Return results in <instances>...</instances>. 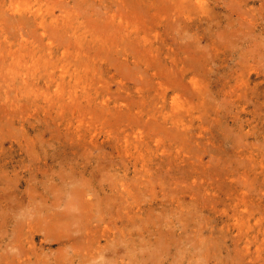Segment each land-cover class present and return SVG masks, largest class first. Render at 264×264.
<instances>
[{"label": "rangeland", "instance_id": "rangeland-1", "mask_svg": "<svg viewBox=\"0 0 264 264\" xmlns=\"http://www.w3.org/2000/svg\"><path fill=\"white\" fill-rule=\"evenodd\" d=\"M5 1L8 5L13 3L22 8L41 2L48 8L49 15L57 20L68 13L79 12L80 21L85 23H88L85 17L92 16L95 20H111L107 13L109 10L130 16V7L135 4L130 0H91L88 8H83L78 5L82 0H0V22L4 19L3 22H7L11 18L8 24L3 25L9 28L11 41L16 43L22 32H32L37 44L43 42V33L36 29L34 20L24 18L25 23L21 22L19 26L16 24L17 15L13 14L17 19L11 17L12 11L4 14L7 7ZM206 1L211 3V8L206 11L195 9L192 18L181 15L185 20L170 17L173 9L164 3L163 25L159 23L160 17L149 16L150 13L144 10V14H148L145 20L151 22L148 35L156 43L151 45V51L157 53L158 57L151 62L149 67L155 69L149 75L141 72L146 90L143 99L133 96L128 88L119 86L107 66L97 71L100 74L92 76L95 79L92 99L105 96L109 100L130 103L142 109L143 116L127 109L124 112L108 110L107 114L99 105L95 107L94 101L77 109L79 120L70 127L65 117L72 114V109H67L63 114L54 109L46 112L41 108L27 110L17 107L13 115L0 112V264H99V258L103 255L111 258L107 264H123L120 256L118 259L112 257L113 250L106 247L103 237L102 242H97L92 235L87 238L79 236L60 249L55 234L51 231L47 234L46 222L42 218L37 219L43 222L37 227L44 229L36 232L34 242L39 244L42 240L50 248L28 242L30 238L26 234V223L33 217L30 210L36 208L41 214H46L56 195L60 197L59 200L66 195V181L78 176L79 166L86 162L96 173L90 186L97 189L105 187L107 192L101 194L110 197L109 206L93 216V227L97 223L111 221L112 237L116 236L117 243L121 226L126 231H138L139 223L126 215L122 208V197L116 196V189L132 174L126 169L127 160L120 154L114 155L110 146L103 148L107 154L101 161L88 158L91 154L87 147L93 145L91 135L95 136L98 132L95 128L101 125L118 133L125 128L132 131V126H135L152 139L151 145H167L168 151L174 152L173 158L167 159L171 163L168 165L171 173L160 171L159 176L168 193L158 196L165 199L166 206L156 212L163 213V221L176 222L179 233L188 228L185 233L187 238L189 235L195 236L194 231L200 228L206 230V235L214 231L215 236L219 237L220 244L211 250L212 257L208 262L205 263L199 255V248L196 247L198 238L194 237L186 244L188 249L173 264H243L244 260L264 264V0ZM1 5L5 7L2 9ZM157 25L162 28L155 31ZM53 27L55 24L48 25L49 34ZM57 42L54 40V43ZM2 43L1 55L6 50V43ZM111 55L113 59L118 58L113 50ZM173 56L178 57L189 70L197 69L191 77L196 76L201 81L202 87H205L204 95L197 94L199 91L191 83L184 84L190 81V77L182 78V74L186 76V73L178 71L179 66L173 63ZM146 58L149 61L155 59L148 55ZM110 60V68L119 73L122 62ZM116 64H119V70ZM154 71H158L156 77ZM3 76L8 77L6 70L0 80L4 79ZM124 76L131 85L139 82V74ZM242 76L246 81L242 80ZM236 79H240L238 83ZM160 80L163 84L159 83ZM4 83L1 80L0 86ZM163 88L169 91V96L167 107L160 109ZM39 99H43V96L40 95ZM131 143L132 139L130 147L136 150L135 142ZM38 152L42 153L40 159L47 157V163L43 157L41 164H38ZM177 155L187 157L188 161L177 160ZM33 183L36 186L31 187ZM190 190L201 194L203 199L207 197L208 202L205 212H197V216L186 223L183 217L187 216L182 209L169 202L178 197H181V202H187L185 199ZM151 191L143 193L148 203L154 197ZM38 202L40 204H36ZM238 202L241 208L237 215L241 225L234 228L233 224L227 223V217L234 214V206ZM7 203L8 207L5 206ZM63 206L54 207V210ZM229 222L233 223V220L229 219ZM134 238L135 241L139 239L138 235ZM245 240H248L250 247L246 252H251L253 259H245L246 252L242 246H246ZM109 243L114 244L113 241ZM123 244L119 243L118 246L122 249ZM130 249L133 264H151L144 260L139 249ZM102 251L104 254L99 256ZM23 258L28 260L24 261ZM167 258L163 257L164 260L161 258L152 264H162L169 261Z\"/></svg>", "mask_w": 264, "mask_h": 264}, {"label": "bare ground", "instance_id": "bare-ground-1", "mask_svg": "<svg viewBox=\"0 0 264 264\" xmlns=\"http://www.w3.org/2000/svg\"><path fill=\"white\" fill-rule=\"evenodd\" d=\"M80 1L81 0H78V2ZM89 1L91 0H82L78 5L83 8H88ZM130 1L135 3L133 4L134 7H130L132 9L130 16H126L122 12L115 13L109 10L107 13L110 14L109 18L111 20L106 18V21H100L92 18L94 16L90 18L85 17L88 23L82 20L80 21L81 16L79 12L71 15L68 13L69 15L67 14L65 17L62 16L57 20L54 19L55 17L53 15H49L48 8H45V5L41 2L22 8L13 5V3L8 5V2L5 1L4 3L7 7L1 5L2 9L5 7V11H3L4 14L8 15L9 12L12 11V15H10L11 17H14L13 14L17 15L18 23L16 24L18 25L24 22V18L33 19L36 23V29L39 30L41 34L43 33V42L40 44L36 43V39L31 35L32 30L30 31L31 34L22 32L21 38L19 37L16 43L12 42L8 35L9 28L7 29L3 26L4 23L8 24L11 18L8 17L10 21L7 19V22H3L5 19L1 21L3 24L0 22V44L3 45L2 42L6 43L4 45L6 46L4 54H0V78L5 70L8 75V77L5 78V76H3L4 79H1L4 80L5 83L0 86V112H5L6 115H13V110L17 107L27 110H31V108H33V110H39L41 108L46 112L54 109L57 113L63 114L66 113L67 109H72V114L70 116L66 115L65 117L69 127L72 126L71 124L73 122L79 120V116L76 114L77 109L79 110V108L85 104H91L92 101L95 102V107L99 105L101 108L105 109L106 112L108 110L124 112L127 109V111H134L137 114H141L143 112L142 109L130 103H121V101L117 99L109 100V98L105 96H95V98L92 99V95L94 94V92H92V87L94 86V78L92 76L100 74V69L107 66L109 70H106L111 73V76L117 81L119 86L128 88V90L133 92V96H138L143 99L146 90L143 83L144 74L141 72L145 71L147 73L146 75H149L150 72L155 69L153 66H149H151V62H155L158 57L157 53L151 51L153 44L156 43L148 35V26L151 22L145 20V17L149 13V16H158L160 17L159 23L163 25L165 24V19H163V17L166 11L164 7L168 6L166 4H169L173 9V12L170 13V17L177 16L179 20H182L185 16L192 18L195 9L198 11H206L208 8H211V3L206 0ZM99 7L100 6H98V8ZM163 8L164 11H162ZM174 9H176V11ZM144 10L147 11H145V13H149L145 15ZM100 12L102 13V11ZM107 13L105 12V14ZM181 15L185 16L181 18ZM16 17L14 18L17 19ZM46 22L50 23L47 24ZM16 24L14 26H16ZM49 24L52 26L55 24V27L51 30V34L48 33ZM161 28L162 26L160 27L157 25L154 29L158 31ZM19 29L21 30V27H19ZM26 35L28 37H26ZM54 40L58 42L54 43ZM2 48L3 47L0 45V51ZM112 50L118 58H112ZM216 52L219 54L218 51ZM147 55L149 58L155 59L149 61L150 59L146 58ZM177 58L173 56L172 61L179 66L178 71H180L181 74L186 73V76L182 74V78L187 79L190 77V81H185L184 84L187 83L188 85L191 83L196 87L197 91H199L197 94L200 96L204 95L205 87H202L203 84L201 81L196 78V76L191 77L192 74L196 73L195 70L197 69L193 68L189 70V68L182 65V62ZM110 59L120 60L122 62L119 67L122 69H120L122 73L121 71L117 73L110 68ZM116 66V69L119 70V64H116ZM132 73L139 74V82L134 85H131L124 79V77H126L124 75ZM153 75L156 77L158 71H154ZM40 77L42 79H40ZM239 80L236 79V83H238ZM242 80L246 81L244 76H242ZM159 83L163 84L161 80ZM168 92L169 91L165 88L162 89L163 101H161L162 105L160 109L167 107L166 100L169 96ZM43 93L44 95H42ZM95 93H97V89ZM40 95L43 96V99H39ZM99 98H101V100H98ZM96 100H98L99 103H97ZM107 114L109 113L107 112ZM32 115L34 116L35 114ZM132 128V131H128V128H125L123 132L118 133L116 130H112L103 125L97 126L95 131L98 130V132L95 136L91 135L90 139L93 145H89L87 150L89 154H91L88 157L90 160L94 159L101 161L107 154L103 148L110 146L112 147L114 155L120 154L124 160H127L126 169H129L132 174L127 181L121 183V187L116 189V196L119 195V197H122V203L124 204L122 208L124 212H126V215L139 223L138 231H126V229L121 226L119 232L120 239H118L119 242L117 243L115 242L116 236L112 237L111 221L97 223L93 227V216L97 211L104 210L109 206L107 204L110 202V200H108L110 197L108 194H101L103 191H106L105 187L97 189L96 187L90 186L95 179L96 173H94L88 162H86V164L84 163L79 166L80 171L78 176L66 181V195L61 200H59L60 197L56 195L55 200L51 202L46 214H41L40 210L36 208L35 210H30V212L33 213V217L26 223V234L27 237L30 238L28 242L32 241L36 246L39 245L40 247H44L45 245L46 248H50V246L46 245L42 240L39 244L34 242L37 236L36 232L42 228L37 226L43 223L37 219L42 218L46 222L45 230L47 234L48 231L55 234V238L59 240L58 245L60 249L63 248V245L72 243V240L79 236L87 238V236L92 235L97 239V242H102L101 237L105 238V242L107 243L106 247L112 248L113 250L112 257L118 259L120 256V261L123 264H133L132 255L129 254L131 252L130 248L139 249L147 263H156L159 259L168 256L167 260L170 262L164 261L162 264H166L167 262L173 264L177 262L178 257L188 249L186 244H189V241L195 237L198 238L196 247L199 248V255L205 263L209 261L212 257L211 250L218 248L220 244L219 237L215 236L214 231H210L211 234L209 233V235H206L204 228L196 229L194 231L195 236L189 235L187 238L185 233L188 228L183 231L184 233L182 231L179 233V225L176 224V222H170L168 220L163 221V213L160 214L156 212L166 206L165 199L163 197L158 198V196L168 193L167 187L164 186V182L159 176V172L166 171L171 173L168 166L170 162H167V159L170 157L173 158L172 155L174 152L168 151L167 145L164 144L151 145L150 142L152 139L150 137L146 136L143 131L135 129V126H132ZM120 134H122V136H119ZM131 139L132 143L135 142L134 147L136 150L130 147ZM171 148H173V146ZM95 150H97L96 153ZM41 154L40 152L37 153L39 159L38 164H41L43 157L47 163V157L43 156L40 159ZM61 156L62 154L60 153L59 157ZM176 159H181L184 162L188 161V158L182 155H177ZM29 180L30 179L27 180V183ZM32 186L34 187L36 185L33 183L31 187ZM149 190H152V195L154 194L153 200L150 203H148V200L143 195L144 192ZM191 191L192 190L188 191L186 195L185 201L187 202H181V197H178L176 200L171 199L169 202V204H173L174 206L177 205V207L182 209L183 214L187 216L183 217V220L187 221L186 223H188L189 219L193 216H197V212H205V207L208 202L206 201L207 197L203 199L201 194ZM36 204H40V202ZM60 205L64 206L54 210V207H60ZM5 206L8 207V203ZM240 208L241 205L238 202L234 206V214L227 217V219L233 220V223H231L228 219L227 223L233 224L234 228L237 225H241V223H239L240 217L237 215L240 212ZM95 227L97 228L95 229ZM137 235L139 239L135 241L134 237ZM238 235L239 234H235V236ZM109 241H113L114 244H110ZM122 242L124 243V248L121 249L118 244ZM244 242H246V246H242L246 252L250 247L248 245V240ZM240 248L242 249V247ZM103 254L104 252L102 251V253L98 255L100 256ZM95 255L96 253H94L93 257H95ZM248 258L253 259L251 252H246L245 259ZM255 258L257 259V257ZM23 260L26 261L28 259L23 258ZM99 260H101L98 262L99 264H107L111 258L103 255ZM254 263L253 261L245 262L244 260L243 264Z\"/></svg>", "mask_w": 264, "mask_h": 264}]
</instances>
